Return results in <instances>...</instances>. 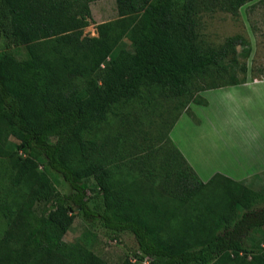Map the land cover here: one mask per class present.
I'll return each mask as SVG.
<instances>
[{
    "label": "trees",
    "instance_id": "trees-1",
    "mask_svg": "<svg viewBox=\"0 0 264 264\" xmlns=\"http://www.w3.org/2000/svg\"><path fill=\"white\" fill-rule=\"evenodd\" d=\"M94 1L0 0V157L17 191L28 193L23 202L12 189L14 199L0 204V264H104L77 246L67 254L72 210L111 233L131 232L138 259L149 264H264V245L248 244L264 229V193L222 174L203 182L171 137L184 113L199 122L190 105L207 104L201 92L245 82L232 73L240 65L237 48L244 46L248 58L250 42L236 35L207 45L201 26L205 13L238 17L253 0H117L119 18L90 36L84 29ZM17 47H26V59L15 56ZM240 69L248 73L246 64ZM214 73L233 80L196 83ZM124 104L138 105V115L147 107L161 136L136 159L119 158L125 151L112 142L118 132L102 144L92 136ZM125 121L130 140L143 132L138 118ZM10 136L21 154L2 146ZM44 166L74 192L61 194ZM155 184V193L144 195L143 187ZM94 193L103 199L102 212L90 207Z\"/></svg>",
    "mask_w": 264,
    "mask_h": 264
},
{
    "label": "rangeland",
    "instance_id": "rangeland-1",
    "mask_svg": "<svg viewBox=\"0 0 264 264\" xmlns=\"http://www.w3.org/2000/svg\"><path fill=\"white\" fill-rule=\"evenodd\" d=\"M90 8L92 20L91 25L84 29V34L86 35L97 36L98 25L113 20L115 21L119 18L117 0H96L91 3ZM239 15L240 16L237 17L233 16L231 13L223 11L205 13L202 18L201 26L202 39L207 45L219 46L224 44L230 37L236 35L243 36L251 44V53L247 58L243 55L244 46H239L237 48L240 65L237 67L236 73L232 74L241 82L248 81L249 79H254V81L264 79V0H253L247 3L240 9ZM126 43L130 46L128 41H126ZM12 51L20 60L28 57L26 47L13 48ZM244 64H246L248 68L247 74H244L240 69V67ZM231 75L223 76L221 74L214 73L204 79H200V81H197L196 83H200V85H198H202L205 88L217 85L224 86L232 82L233 77ZM134 105H136L135 102ZM137 106L135 108H133L132 104L118 106L110 115L109 123L104 124V126H101L99 129L95 128L92 134V136H96L94 137L95 140H97L99 144H102V141L106 140V137L110 136L115 131L118 132L117 134H119V138H110L113 139L112 142L117 140V152L122 150L125 151V153H122L119 158L123 157L125 159L126 156L124 155L128 156L130 153H133L135 155L134 159H136L141 154L146 153V149H148V147L151 148L152 146H158L160 144V139L158 137L161 136L158 135L157 128L152 126L149 118L146 117L145 109L147 107L143 109L144 112H142L141 115H138L139 110ZM182 111L187 112V110ZM172 114L173 119H175L176 112L174 111ZM123 117L126 120L127 117L132 119L138 118L143 123V132H140L139 129V132L134 131V137L132 138V140H134V142L140 147H135L134 142L128 138L127 134L130 132V123L129 121L122 123ZM207 117L210 119L212 126L196 130L192 124L198 122H195L196 120L191 118L193 123L182 121L179 127L175 130L174 135V138L178 141L187 158L194 163L193 165H195L196 168L202 169L203 180H206L209 173L215 169L216 163H219V161L220 163L222 162L221 160L216 161L209 156L212 160L209 161V170H206L208 164L206 150V146L209 142L208 136L214 135L215 138L219 140L215 141L218 146H224L223 144L226 143H228V146H238L240 144V146H242L241 148H243L244 154H247L246 146L252 150V146L254 145L252 135L250 136L253 123H249V126L245 127L246 124L242 126L238 124V121L236 123V118L233 120L231 118V121L234 122L232 123L229 122V118H222V120L219 121V118H216L213 115L206 114V118ZM209 130L211 131L210 134H208ZM246 130H248L249 136L246 135ZM147 133L150 134L147 135ZM239 135L243 136L240 138ZM238 136L239 139H242V141L239 139L236 140ZM18 145L19 141L14 136H10L5 144H2L5 150L21 154L18 150ZM198 148L199 152L196 153L195 149ZM6 160L7 159L0 157V204L3 199L8 201L14 199L10 196L12 189H15V196L18 192L23 194V198H21V200L24 202L28 193L20 190L17 191L19 189V185H14L15 181L11 172L12 168ZM118 162H120V160L117 158L113 161V164ZM43 170L47 172L61 194L70 195L74 192L70 184L66 182L60 174L46 168L45 166L43 167ZM158 186V184H155L153 187L150 185L144 186V195H152L155 193V188ZM249 188L256 192L264 193V179H262L261 182H253V188ZM90 196H92V200L89 203L91 209L94 213L102 212L104 209L102 197L98 193H94L92 195L90 194ZM42 207V205L37 204L35 209L38 211ZM71 213L76 216V219L64 236V242L66 243L68 249L67 254H71L70 250H73V248L77 246L82 248V250L92 252L94 255L99 257L104 264H122L125 259H129L135 264H149L147 258L144 261H140L138 259L137 256L140 254V250L137 241L131 232L119 234L111 233L103 227L99 220L94 217L87 219L84 214L73 210ZM4 229L5 219H3L1 215L0 209V243L4 236ZM248 244H259L263 246L264 229L252 233ZM74 254L76 255V253Z\"/></svg>",
    "mask_w": 264,
    "mask_h": 264
},
{
    "label": "crops",
    "instance_id": "crops-1",
    "mask_svg": "<svg viewBox=\"0 0 264 264\" xmlns=\"http://www.w3.org/2000/svg\"><path fill=\"white\" fill-rule=\"evenodd\" d=\"M200 95L207 101V104L192 103L190 105L191 111L196 115L199 122L193 123L190 116L183 114L171 132L173 141L203 182H208L216 174H222L253 188V182H261L264 179V79L258 81L249 79L239 85L206 90ZM206 114L219 118V121L222 118H229V122L232 123L234 122L231 121V118L232 120L236 118V123L238 121V124L242 126L246 124L245 127H248L249 123H253L250 136L252 135L254 141L252 150L246 146L247 154H244L240 144L228 146L226 143L223 144L224 146H218L215 141L219 140L214 135L208 136L206 170L208 171L210 168L209 161L212 160L211 158L222 162L216 163L215 169L209 173L207 181L202 178V169L193 165L194 163L187 158L178 141L174 138L175 130L182 121L193 123L192 126L196 130L212 126L210 119L206 118ZM248 130H246V135L249 136ZM210 132L209 130L208 134ZM239 136L241 138L243 135ZM239 136L236 140L239 139ZM239 140L242 141V139ZM195 151L198 153L199 148Z\"/></svg>",
    "mask_w": 264,
    "mask_h": 264
}]
</instances>
